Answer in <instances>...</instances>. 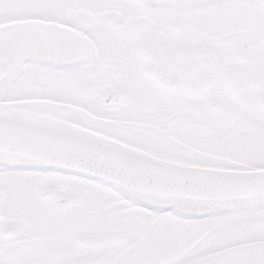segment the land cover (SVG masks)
Wrapping results in <instances>:
<instances>
[{
  "label": "snow or ice",
  "instance_id": "snow-or-ice-1",
  "mask_svg": "<svg viewBox=\"0 0 264 264\" xmlns=\"http://www.w3.org/2000/svg\"><path fill=\"white\" fill-rule=\"evenodd\" d=\"M0 264H264V0H0Z\"/></svg>",
  "mask_w": 264,
  "mask_h": 264
}]
</instances>
